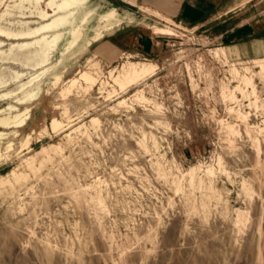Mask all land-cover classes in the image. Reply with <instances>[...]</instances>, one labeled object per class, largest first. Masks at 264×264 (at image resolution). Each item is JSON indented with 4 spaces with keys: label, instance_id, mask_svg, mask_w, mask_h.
Here are the masks:
<instances>
[{
    "label": "rangeland",
    "instance_id": "rangeland-1",
    "mask_svg": "<svg viewBox=\"0 0 264 264\" xmlns=\"http://www.w3.org/2000/svg\"><path fill=\"white\" fill-rule=\"evenodd\" d=\"M7 3L13 0H0V13ZM90 3L97 14L112 7ZM97 14L68 51L53 53L57 64L41 78L27 123L17 132L0 126V264H264V72L254 62L264 56V40L260 51L215 55L224 44L212 28L166 20L159 25L175 34L149 29L157 39L152 55L109 62L86 45ZM0 39L4 49L14 41ZM127 60L157 67L120 90L108 70ZM84 69L96 76L92 87L81 81L63 90ZM14 100L0 98V108ZM52 117L64 124L53 129ZM237 209L248 211L246 220L237 221Z\"/></svg>",
    "mask_w": 264,
    "mask_h": 264
},
{
    "label": "bare ground",
    "instance_id": "bare-ground-1",
    "mask_svg": "<svg viewBox=\"0 0 264 264\" xmlns=\"http://www.w3.org/2000/svg\"><path fill=\"white\" fill-rule=\"evenodd\" d=\"M5 5V9L0 13V21L6 20L9 25H16V27L13 28L0 24V36L6 39L14 40L9 43L7 48L4 49L2 48L4 40L0 39V61L11 60L14 63H21L22 65L28 64L31 69L34 70L31 72L13 69L9 66H3L0 62L2 64H0V87L6 86L11 81L15 82V86L13 88L0 92V98L15 96V103L9 102L6 106L0 108V126L5 128H14L13 131L17 132V128L25 125L27 119L29 118L30 106L28 104L39 97L41 92V78L57 64V62L51 63L50 61L53 53L57 51L60 55H62L77 42L83 34V30L89 19L97 14V6L90 3V0H13V3H7ZM14 11L18 12V16L16 17L20 18H15V16H13ZM11 16L12 19L9 18ZM30 17L32 18L29 19ZM77 17H79V19H77ZM132 20V17L129 15H119L114 6L107 8L103 12L97 14V24L91 30L90 37L86 40V45H90L93 40L100 39L106 31L113 29L114 25H120L124 22H130ZM149 28H151L154 33L175 34V30L172 27L165 24L159 25L158 22L151 23ZM66 33L68 35H65ZM61 43L63 44L60 49L59 46ZM227 49L231 51V47L229 46L216 47L213 50V53L215 55L223 54L225 56L227 54ZM255 50L260 51L258 46H255ZM254 62L260 67V72H264V56L254 58ZM156 67L157 64L152 61L127 60L124 61L118 68L115 66L111 67L108 70V73L113 83L116 84L120 90H124L128 85L137 83L145 77L152 75ZM5 68L9 69L7 75L3 74L5 73L3 71ZM53 76L54 82L61 79L60 73L54 72ZM241 79L243 83L248 86L251 85V91L254 93V84L251 79L247 77V75H242ZM81 81H83L88 87H92L96 81V76L88 69L80 70L77 76H72L66 80V85L63 87V90L66 91L71 87L73 88V86L79 84V82L81 83ZM106 82L108 81L106 80ZM235 88L236 87H234V89ZM234 89H230L228 92L229 97L233 100L236 99ZM222 94L223 96L226 95L225 87H222ZM136 95L137 98L139 96V98H143V100L146 99L140 91H137ZM61 97H63V95H61ZM255 98H257V95H255ZM119 102L124 103V99H121ZM19 105H21V107H19ZM256 105L257 104L255 103V107H257ZM239 115H242L243 117L246 116L242 112ZM96 119L97 118L93 116L91 120L94 122ZM62 123L57 117H52L50 119V126L53 129L62 126ZM227 126V128L234 130L232 125L227 124ZM5 134L6 132L0 131V138ZM29 136L30 134H27L26 140ZM11 146L12 141L9 140L6 148L10 149ZM41 151L48 152L47 147L41 146ZM207 172L213 173L211 168H207ZM187 173L189 174L190 182L193 183L195 176L194 167H191ZM243 188L246 193H250L249 187L244 182ZM236 214L237 221H244L248 217V211L241 209H237Z\"/></svg>",
    "mask_w": 264,
    "mask_h": 264
},
{
    "label": "crops",
    "instance_id": "crops-1",
    "mask_svg": "<svg viewBox=\"0 0 264 264\" xmlns=\"http://www.w3.org/2000/svg\"><path fill=\"white\" fill-rule=\"evenodd\" d=\"M99 1L115 6L122 15L131 14L133 17L132 21L122 23L87 46L105 61L113 62L126 53L152 55L157 39L149 25L167 19L190 29L212 28L214 38L224 46L236 47L240 51L250 47L256 52L255 46L263 49L264 0ZM260 3L263 6L260 7Z\"/></svg>",
    "mask_w": 264,
    "mask_h": 264
},
{
    "label": "snow or ice",
    "instance_id": "snow-or-ice-1",
    "mask_svg": "<svg viewBox=\"0 0 264 264\" xmlns=\"http://www.w3.org/2000/svg\"><path fill=\"white\" fill-rule=\"evenodd\" d=\"M20 264H24V261H23V260H21V261H20Z\"/></svg>",
    "mask_w": 264,
    "mask_h": 264
},
{
    "label": "water",
    "instance_id": "water-1",
    "mask_svg": "<svg viewBox=\"0 0 264 264\" xmlns=\"http://www.w3.org/2000/svg\"><path fill=\"white\" fill-rule=\"evenodd\" d=\"M104 1H106V0H104Z\"/></svg>",
    "mask_w": 264,
    "mask_h": 264
}]
</instances>
